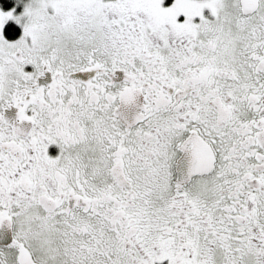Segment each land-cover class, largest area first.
<instances>
[{
    "label": "snow or ice",
    "instance_id": "6c2138e0",
    "mask_svg": "<svg viewBox=\"0 0 264 264\" xmlns=\"http://www.w3.org/2000/svg\"><path fill=\"white\" fill-rule=\"evenodd\" d=\"M0 264H264V0H0Z\"/></svg>",
    "mask_w": 264,
    "mask_h": 264
},
{
    "label": "trees",
    "instance_id": "16d2710c",
    "mask_svg": "<svg viewBox=\"0 0 264 264\" xmlns=\"http://www.w3.org/2000/svg\"><path fill=\"white\" fill-rule=\"evenodd\" d=\"M7 6V5H6Z\"/></svg>",
    "mask_w": 264,
    "mask_h": 264
}]
</instances>
